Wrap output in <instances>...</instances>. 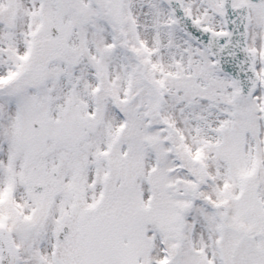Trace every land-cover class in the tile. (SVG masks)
<instances>
[{
    "label": "snow or ice",
    "instance_id": "6c2138e0",
    "mask_svg": "<svg viewBox=\"0 0 264 264\" xmlns=\"http://www.w3.org/2000/svg\"><path fill=\"white\" fill-rule=\"evenodd\" d=\"M0 264H264V0H0Z\"/></svg>",
    "mask_w": 264,
    "mask_h": 264
}]
</instances>
